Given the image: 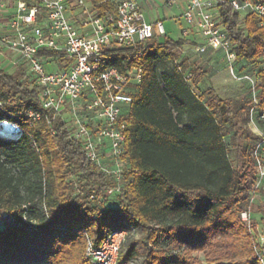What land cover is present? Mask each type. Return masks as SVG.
I'll return each instance as SVG.
<instances>
[{
	"label": "trees",
	"instance_id": "trees-1",
	"mask_svg": "<svg viewBox=\"0 0 264 264\" xmlns=\"http://www.w3.org/2000/svg\"><path fill=\"white\" fill-rule=\"evenodd\" d=\"M88 1L100 15L115 12L114 0ZM215 1L235 69L255 76L264 108V19L234 11L231 0ZM187 43L152 38L107 58L106 66L122 72L134 64L143 69L125 117L127 168L118 190L62 122L52 133L43 119L27 121L23 112L35 105L37 90L24 85L20 68L0 69V98L8 102L0 121L22 130L17 138L0 135V219H10L0 228V264H90L87 241L99 247L116 230L127 231L117 264H192L197 251L208 253L207 264H261L257 225L250 230L240 217L256 178L250 92L236 100L220 98L213 87L197 93L208 71L176 62L174 50ZM113 191L117 205L106 207ZM137 229L139 238H131Z\"/></svg>",
	"mask_w": 264,
	"mask_h": 264
},
{
	"label": "built area",
	"instance_id": "built-area-1",
	"mask_svg": "<svg viewBox=\"0 0 264 264\" xmlns=\"http://www.w3.org/2000/svg\"><path fill=\"white\" fill-rule=\"evenodd\" d=\"M114 2V13L100 15L88 0H0V58L12 67L25 69L23 76L30 78L37 90L35 105L23 112L27 121L43 119L52 133L53 123L62 122L69 137L81 144L85 157L99 173L112 179L118 190L127 168L123 158L125 117L132 101L131 90L141 82L143 69L134 64L122 72L116 66H106V61L111 54L139 46L141 49L152 38L168 35L162 20L146 19L139 0ZM168 3L175 4V0ZM230 3L234 11L264 19L262 2ZM215 6V0H188L177 19L184 22L178 39L198 35L201 42L194 43L195 53L209 48L221 52L231 78L251 89L247 116L255 141L251 156L256 178L247 208L240 215L250 225L253 195L264 182V108L260 106L255 76L239 74L235 69L232 40L219 24ZM140 49L136 57L141 56ZM10 54L15 58L8 57ZM185 77L189 80L191 74L185 73ZM6 104L0 98V110ZM10 124L19 137L21 128ZM126 238L127 231L116 230L99 247L88 240L85 257L90 264H117ZM259 242L263 247L264 236H259ZM257 256L264 264L258 250Z\"/></svg>",
	"mask_w": 264,
	"mask_h": 264
},
{
	"label": "rangeland",
	"instance_id": "rangeland-1",
	"mask_svg": "<svg viewBox=\"0 0 264 264\" xmlns=\"http://www.w3.org/2000/svg\"><path fill=\"white\" fill-rule=\"evenodd\" d=\"M165 0H148L144 3L145 16L146 19L155 20L159 18L163 21L165 30L169 38L176 40L180 38V29L184 26V22L182 20H177L181 15L182 10L178 8H172L169 13L165 12L163 3ZM188 43L182 45L178 49L174 50V53L178 56L176 62L180 63L183 59L187 60V64L184 69L188 70L189 65L193 62L202 66L204 69L208 71L207 76L201 81V83L196 88L197 93H201L205 89L209 87H213L217 93V95L222 99H231L236 100L240 97L246 95L248 90H251L243 81H235L229 75L228 69L226 67L224 56L221 52L214 51L212 49H207L203 53H195L194 51V43L196 44V38L192 35L191 38L186 40ZM192 42H194L192 44ZM8 57L15 58L14 54H10ZM0 58V69L7 71L9 73H13L17 71L19 68L21 73H25V69L19 67L18 65L13 66L11 69H7L6 62H1ZM170 66V63L168 64ZM242 64L238 68L241 67ZM10 68V67H9ZM250 68V67H249ZM253 68V67H252ZM256 70V68H253ZM252 69V71H253ZM248 71L247 68H242L241 72ZM22 81L24 85L32 87V80L30 78L22 77ZM257 90V89H256ZM244 129V126H242ZM248 129L252 132V128L248 126ZM252 138H254L251 135ZM251 137H248L250 140ZM251 138V139H252ZM247 139V140H248ZM254 140V139H253ZM251 156V155H250ZM239 168V164L236 165ZM264 193V182L260 185L259 189L256 190L253 195V205H252V221L251 224L247 225V227L251 230V225L253 221L257 225V232L255 236V243L259 244V236H264V213L258 209V207L263 206V196ZM104 204L106 207L116 206L117 205V192H111L106 199H104ZM10 222V219L5 215H2L0 219V228L4 227L6 223ZM131 238H139V230H132L129 234ZM257 247V246H256ZM193 263L192 264H207L208 253L205 251H197L192 254Z\"/></svg>",
	"mask_w": 264,
	"mask_h": 264
},
{
	"label": "crops",
	"instance_id": "crops-1",
	"mask_svg": "<svg viewBox=\"0 0 264 264\" xmlns=\"http://www.w3.org/2000/svg\"><path fill=\"white\" fill-rule=\"evenodd\" d=\"M148 1V0H139V2L141 3L142 6H144V3ZM188 0H175V4H169L168 0H165V2L163 3V7L165 12H168L172 9V8H178L180 10H183L187 4ZM144 8V7H143ZM155 20H160L159 18L155 19ZM155 20H149V22H153ZM196 38V41L201 42L200 37H198V35L196 36L195 34L193 35ZM6 67L7 69H11L12 65L10 63H6ZM10 67V68H9Z\"/></svg>",
	"mask_w": 264,
	"mask_h": 264
},
{
	"label": "bare ground",
	"instance_id": "bare-ground-1",
	"mask_svg": "<svg viewBox=\"0 0 264 264\" xmlns=\"http://www.w3.org/2000/svg\"><path fill=\"white\" fill-rule=\"evenodd\" d=\"M0 133L4 137H16V131L14 130L13 125L6 121L0 122Z\"/></svg>",
	"mask_w": 264,
	"mask_h": 264
},
{
	"label": "water",
	"instance_id": "water-1",
	"mask_svg": "<svg viewBox=\"0 0 264 264\" xmlns=\"http://www.w3.org/2000/svg\"><path fill=\"white\" fill-rule=\"evenodd\" d=\"M7 138H17V137H7Z\"/></svg>",
	"mask_w": 264,
	"mask_h": 264
}]
</instances>
